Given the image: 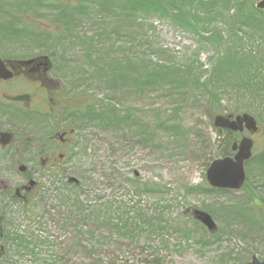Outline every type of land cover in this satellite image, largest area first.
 <instances>
[{
  "label": "rangeland",
  "instance_id": "374dc122",
  "mask_svg": "<svg viewBox=\"0 0 264 264\" xmlns=\"http://www.w3.org/2000/svg\"><path fill=\"white\" fill-rule=\"evenodd\" d=\"M35 1L40 6L31 7ZM79 1L0 0L25 5L6 13L0 5V58L50 56V75L66 104L46 114L27 112L4 101L0 84V132L15 136L6 148L0 143V264L264 259V17L250 28L229 20L233 0L227 19L212 21L215 35L172 16L107 15L93 7L67 32L53 12ZM244 1L252 9L259 0ZM228 47L255 58L240 75L208 84ZM151 70L169 75L149 77ZM243 113L261 128L253 136L245 185L216 189L207 170L223 157L225 142L241 135H222L214 118ZM70 128L74 145L44 141ZM52 150L66 158L41 164L38 156ZM21 156L36 158L25 163L26 172L16 161ZM25 175L39 184L28 204L12 198ZM194 209L209 213L217 229L195 219Z\"/></svg>",
  "mask_w": 264,
  "mask_h": 264
},
{
  "label": "trees",
  "instance_id": "16d2710c",
  "mask_svg": "<svg viewBox=\"0 0 264 264\" xmlns=\"http://www.w3.org/2000/svg\"><path fill=\"white\" fill-rule=\"evenodd\" d=\"M233 0H80L76 2V5L71 6L69 2L61 3L60 6H56L57 9L53 12V19L58 23L63 22L65 30L71 32L75 25L81 22L82 17L85 14H89V9L96 7L101 11V13L110 14L120 11L122 16L132 17L138 14H162L166 17H173L175 21L186 23L187 25L192 21L195 22V26L200 24L201 30L206 33H218L216 30L212 29V21H218L219 16L226 17L225 13L229 14L231 12L230 4ZM235 2V14L229 18H237L238 22L243 24V27L250 28L251 24L255 23L260 19V16L264 17V10L258 9L256 6L249 8V4L244 0H234ZM41 2L35 1L33 6H40ZM3 6V11L6 13L9 10L7 8L17 6L19 4L6 2L0 3ZM253 5V4H252ZM25 6V5H19ZM251 7V6H250ZM246 10V11H245ZM254 12V13H253ZM217 13V14H216ZM202 14V16H201ZM176 15V16H174ZM133 19V18H132ZM208 19V20H207ZM227 19V17H226ZM228 20V21H229ZM8 29L17 28L16 25L4 24ZM194 25L191 27L194 28ZM187 27V26H186ZM235 28V25L232 29ZM24 31H28L27 27L23 28ZM187 30H191L188 28ZM60 31V30H56ZM200 31V30H199ZM29 32V31H28ZM221 33V31H220ZM219 35V34H218ZM215 36V41L221 43ZM233 37V36H232ZM93 41L89 38V42ZM232 47L225 49L224 53L217 59V63L212 70V79L208 80V84H214L217 80L222 77H231L240 75L241 71L248 68L251 64V59L255 58L252 56L250 59L235 50ZM249 61V62H248ZM250 69V68H249ZM161 71H165L162 69ZM250 71L248 70V73ZM124 76L123 72H119ZM239 73V74H237ZM113 74L117 77L116 69L113 67ZM165 78L168 77L167 74L155 73V70L148 71V76ZM201 78H197L200 81ZM232 133L230 131L224 130L223 134L228 135ZM233 141V140H232ZM221 156L225 157L232 154V143L231 141L225 142ZM249 162V161H248ZM247 162V163H248ZM262 162H264V156L262 157Z\"/></svg>",
  "mask_w": 264,
  "mask_h": 264
},
{
  "label": "flooded vegetation",
  "instance_id": "af4514ba",
  "mask_svg": "<svg viewBox=\"0 0 264 264\" xmlns=\"http://www.w3.org/2000/svg\"><path fill=\"white\" fill-rule=\"evenodd\" d=\"M50 59L47 60L39 56H31L22 59L5 58L4 60L6 61V65L13 73V76L9 79H0V84L4 85L3 92H1V96L4 98V101L12 107L17 106L24 111L36 112L37 114H46L51 112L47 109L48 107H52V109L59 106L61 108L66 107L62 98L63 89L61 85L50 75L54 69L52 60ZM14 82H17V84L9 85ZM22 95L27 98L20 101L12 99L15 96ZM3 132L11 134V139L8 143L4 144L0 141L1 146L6 148L14 142L15 136L12 132L7 131H1L0 134ZM74 133L75 129L70 128L69 130H64L61 133L56 132L53 135L50 134L44 139V141L48 140L56 142L59 146L67 144L69 146L72 144L74 145ZM245 133L246 131L242 133L239 132L238 134H240L241 138H243L247 135ZM233 140L238 142L240 139L234 137ZM28 142L30 143V140ZM64 157V153L56 152L54 150H52V152H48L45 157L38 156L41 164H55L58 159L62 160ZM34 159L36 158L26 160L24 156H21L16 161L17 163H20V167H24V170L20 167L19 169L22 172H26L28 167L25 166V163H32ZM38 185L39 184L36 181L32 180L30 175H25L24 184L15 189L12 198L28 204L31 201L33 192H35ZM6 190H9V186L6 187Z\"/></svg>",
  "mask_w": 264,
  "mask_h": 264
},
{
  "label": "water",
  "instance_id": "95a60500",
  "mask_svg": "<svg viewBox=\"0 0 264 264\" xmlns=\"http://www.w3.org/2000/svg\"><path fill=\"white\" fill-rule=\"evenodd\" d=\"M258 9H264V0H259L256 4ZM41 58L49 60V56H41ZM37 59V58H36ZM13 73L6 65V61L0 58V79H9ZM27 97L15 96L13 100H23ZM214 124L222 131L228 129L234 132H243L248 130L251 134L259 131L258 121L254 116L248 113L243 114H227L217 115L214 118ZM11 139V134L3 132L0 134V141L4 144ZM254 140L250 136H244L239 142L235 141L232 149L234 156L221 157L214 160L207 170V180L212 187L222 189L239 190L243 187L246 181L245 163L251 159L253 155ZM24 170V167H20ZM70 182L79 183L76 177H70ZM194 218L203 223L210 231H215L217 225L212 216L200 209L193 210ZM246 264H264V259H259L253 256Z\"/></svg>",
  "mask_w": 264,
  "mask_h": 264
}]
</instances>
